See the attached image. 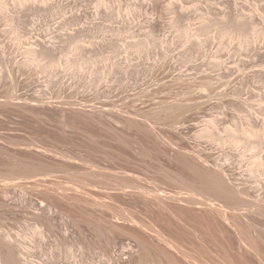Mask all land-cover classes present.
Returning a JSON list of instances; mask_svg holds the SVG:
<instances>
[{
	"label": "rangeland",
	"instance_id": "rangeland-1",
	"mask_svg": "<svg viewBox=\"0 0 264 264\" xmlns=\"http://www.w3.org/2000/svg\"><path fill=\"white\" fill-rule=\"evenodd\" d=\"M263 208L264 0H0V264H264Z\"/></svg>",
	"mask_w": 264,
	"mask_h": 264
},
{
	"label": "bare ground",
	"instance_id": "bare-ground-1",
	"mask_svg": "<svg viewBox=\"0 0 264 264\" xmlns=\"http://www.w3.org/2000/svg\"><path fill=\"white\" fill-rule=\"evenodd\" d=\"M198 172V171H197ZM202 172V171H201ZM198 174L200 175L199 176V179H200V177L202 176L203 177V179H205L206 178V180H211L210 182H208L207 184L209 185V183H210V185H211V183H212V186H213V188L214 189H216L215 191H217V190H220V192H228V191H230V189L226 186V184H225V182H224V180H222V178L220 177V175H217V174H215V175H212V176H209V175H203L202 173H199L198 172ZM202 174V175H201ZM198 176V175H197ZM208 178V179H207ZM206 180H204L205 182H206ZM203 181V182H204ZM12 183V182H11ZM3 184V183H2ZM8 184V183H7ZM5 185V184H4ZM10 185V184H9ZM210 185H209V187H210ZM206 187V186H205ZM212 188V187H211ZM213 189V190H214ZM186 200V199H185ZM212 204H213V202H212ZM203 205V204H202ZM201 205V206H202ZM208 205H211V202H209V204ZM211 206H213V205H211ZM264 209V208H263ZM262 209V210H263ZM263 212H264V210H263Z\"/></svg>",
	"mask_w": 264,
	"mask_h": 264
}]
</instances>
